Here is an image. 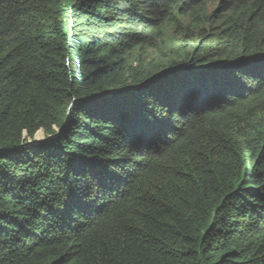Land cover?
<instances>
[{
	"label": "trees",
	"instance_id": "1",
	"mask_svg": "<svg viewBox=\"0 0 264 264\" xmlns=\"http://www.w3.org/2000/svg\"><path fill=\"white\" fill-rule=\"evenodd\" d=\"M263 53L264 0H0V264H264Z\"/></svg>",
	"mask_w": 264,
	"mask_h": 264
},
{
	"label": "water",
	"instance_id": "2",
	"mask_svg": "<svg viewBox=\"0 0 264 264\" xmlns=\"http://www.w3.org/2000/svg\"><path fill=\"white\" fill-rule=\"evenodd\" d=\"M244 63L248 66H251L253 68L259 66L261 61L257 59L256 56L247 57L243 59ZM212 66H209V70L215 71V70H221L224 69L225 72L223 74L218 73V75H213L212 77V84H201V86L193 91V100L190 103H187L186 105L182 106V108L185 109L190 104L193 109H202L209 105L211 101H217L221 100L224 95H228L232 92H234V88H239L237 90L245 89L246 86L242 85V82L240 78L237 76L238 72H241L240 69L229 65L228 63H214L210 64ZM243 73V72H242ZM253 73H258V71H254ZM218 76V77H217Z\"/></svg>",
	"mask_w": 264,
	"mask_h": 264
},
{
	"label": "rangeland",
	"instance_id": "3",
	"mask_svg": "<svg viewBox=\"0 0 264 264\" xmlns=\"http://www.w3.org/2000/svg\"><path fill=\"white\" fill-rule=\"evenodd\" d=\"M214 5L216 3H213ZM211 5V3H210ZM173 40L172 39H168L166 41H164L163 45H160V46H156L153 50H151L152 52L154 51H160L162 48H169V47H172V44H173ZM150 51V55L152 54V52ZM143 55V54H142ZM148 54L144 53V57L147 56ZM255 56V55H254ZM259 56L261 57L259 60L261 61H264V53L263 54H259ZM37 138L39 139H43L44 138V131H39L38 135H37Z\"/></svg>",
	"mask_w": 264,
	"mask_h": 264
}]
</instances>
